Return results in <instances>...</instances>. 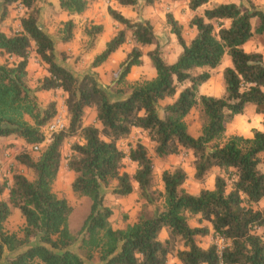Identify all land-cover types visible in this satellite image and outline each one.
<instances>
[{
	"label": "trees",
	"instance_id": "trees-1",
	"mask_svg": "<svg viewBox=\"0 0 264 264\" xmlns=\"http://www.w3.org/2000/svg\"><path fill=\"white\" fill-rule=\"evenodd\" d=\"M155 1L143 0L145 5ZM246 1L247 7L223 2L192 15L187 25L195 32L188 41L180 24L167 12L165 22L180 47L168 63L161 57L160 44L147 20L132 21L107 5L108 16L120 28L93 55L90 67L101 65L125 42L127 33L134 43L118 63L115 78L117 84H126L129 92L122 99L109 100L91 72L75 75L55 60L54 41L37 22L36 0H1L0 21L8 16L9 8L19 6L21 13L16 16L17 30H0V137L20 138L26 145L43 141L41 128L55 114V103L40 108L38 91L64 92L67 115L66 127L50 134L36 158L26 149L14 156L31 171L30 179L13 172L9 183L0 181V197L6 191L5 198H0L2 264H166L172 252L175 264H264V207H256L264 200V172L258 169L264 131L252 129L250 136L232 134L222 140L225 124L246 105L264 114V61L259 52L242 49L253 33L264 35V5L257 9ZM114 2L126 7L138 0ZM207 2L187 0V7L195 10ZM88 3L57 0L58 8L67 15L81 14ZM252 18L256 19L253 30ZM73 26L71 19L65 20L57 40L69 41ZM101 31L100 24L83 28L89 47ZM147 45H152L145 56L153 76L126 83L130 68L141 63L140 47ZM30 50L47 73L32 88L26 69ZM223 54L229 57V65L221 70L222 94L198 93ZM165 98L171 101L162 106L158 116L156 104ZM195 107L202 120L198 133L192 135L184 117ZM85 108L94 110L98 125L81 124ZM132 128L145 131L158 158L176 154L180 148L188 150L193 178L199 182L215 169L212 187L187 192L183 187L185 172L174 167L160 172L162 190L152 189L153 163L145 146L136 141L124 151L116 144ZM69 137L77 138L69 145L65 160V167L73 173L70 190L89 202L76 232L68 228L70 205L52 190L61 146ZM124 158L135 164L131 175L120 171ZM112 180V193L129 194L134 181L145 201L161 197L160 209L155 208L149 216L139 213L135 221L113 228L109 222L112 211L102 195V187ZM13 208L23 219L19 236L3 226ZM193 218L196 224L191 226L188 221ZM163 229L166 237L160 240ZM205 235L222 238V248L218 250L214 242L200 247L196 237Z\"/></svg>",
	"mask_w": 264,
	"mask_h": 264
},
{
	"label": "rangeland",
	"instance_id": "rangeland-1",
	"mask_svg": "<svg viewBox=\"0 0 264 264\" xmlns=\"http://www.w3.org/2000/svg\"><path fill=\"white\" fill-rule=\"evenodd\" d=\"M57 1V0H56ZM87 8L81 14L67 15L64 11L60 10L58 6H55V0H36V4L39 7L38 24L40 27L46 29V33L54 41V58L57 62L63 63L70 71L75 75H80L83 72H91L97 84L103 88L109 100L124 98L129 90L126 84L115 82L117 74L118 63L124 58L125 54L134 45L127 33L125 42L117 48L116 51L110 54V56L99 66L90 67V62L93 55L99 52L104 41L114 35L120 28L107 14L106 6H114V0H88ZM254 7L257 9L262 8L264 0H250ZM223 2H233L235 4L247 7L246 0H208L207 3L198 7L195 10H190L187 7V0H156L152 4L145 5L143 0H138L134 6L122 7L120 13L132 21L147 20L151 26L155 38L160 44V54L165 62H171L175 59L180 51V47L177 44L174 35L169 31V27L165 22V14L170 12L174 19L181 26V33L185 41H188L194 34V28L187 25L188 20L192 15H200L204 8H210L215 4ZM1 10V0H0ZM21 13L19 6L9 8L8 16L0 21V30L8 33L18 29V22L16 16ZM71 16V18H68ZM71 19L74 23L72 29V38L67 42H61L57 40L59 31L62 27V23ZM251 29L256 23V19L250 20ZM92 24H100L102 31L97 36L92 47L87 44V38L84 36L82 30L84 27H88ZM67 44V46H66ZM152 45L141 46V63L138 66H132L125 76L126 83L130 84L137 80L148 79L153 76L154 71L149 64L148 59L145 56V52L151 49ZM244 51H256L261 54L264 61V35L253 33L251 37L242 45ZM229 57L223 54L220 60V64L209 70V79L198 87V93L219 96L223 91V84L221 79V70L224 66L229 65ZM27 81L30 87H34L35 84L46 75L45 65L38 59L33 50H30L29 58L27 62ZM181 86L177 88L179 90ZM37 101L39 107L46 106L48 102L54 101L55 113L63 115L67 122V115L64 106L65 93L60 89L38 91L36 92ZM170 98H165L157 102V113L161 116L162 106L170 102ZM94 110L92 108H85L81 124H93L98 125L94 117ZM201 116L198 108H192L189 113L184 117L187 129L192 135H196L199 131L201 124ZM264 122V114L256 113L252 105H246L243 112L239 115H235L229 122L225 124V131L223 141L232 134H239L242 136H250L252 129L263 130L262 123ZM12 137L8 138V142L0 143V181H10L11 173L19 172L25 175L27 178H31L32 174L27 169L14 159V156L21 150L26 149L32 157L36 158L38 152H31L28 149V145L11 141ZM76 137L65 138L61 146V159L57 176L52 184V190L58 197H63L71 207V213L68 217V228L71 232H76L79 228L82 219L87 213L88 200L83 196H78L71 192L70 181L72 180L73 173L65 167V160L70 150L69 145L76 141ZM221 140V141H222ZM136 141L143 144L147 150L153 163V186L152 189L161 191L162 185L160 182V172L163 169H172L174 167H180L186 174V179L183 183L184 189L189 193H196L201 188H211L213 182V176L216 173L215 169L208 171L201 182L193 178V169L191 165V155L188 150L180 148L176 154L168 155L162 158H158L152 151V142L148 139L145 131L138 128H132L130 133L117 140V146L126 150L128 144H133ZM46 143V142H45ZM44 143V144H45ZM44 144H42L44 146ZM41 146V147H43ZM135 164L124 158L120 171L126 172L129 175L133 173ZM258 169L264 172V151L259 154ZM132 183V191L124 196L116 195L111 192V189L115 185V181L112 180L106 187H102L103 203L110 207L112 214L109 218L110 225L113 228L121 227L127 222H133L136 220L137 215L142 213L144 216H149L153 213L154 209H160L162 199L160 196L156 200L152 199L151 202L145 201L140 197L137 190V185L134 181ZM6 191L0 198H5ZM257 208L264 207V200H260L256 204ZM188 223L192 226L195 225V219H189ZM23 225V219L20 216L17 209L13 208L10 215L4 221V229L8 232H14L18 236L21 234V227ZM264 234V233H263ZM162 240L166 237V232L161 231L158 235ZM264 239V235H263ZM197 244L206 248L210 243H219L216 238L205 235L196 237ZM176 246L181 247L180 243ZM7 256V254H5ZM1 264L4 263V259L1 260ZM85 264H97L96 262L84 261ZM177 260L174 252L168 255L166 264H175Z\"/></svg>",
	"mask_w": 264,
	"mask_h": 264
},
{
	"label": "built area",
	"instance_id": "built-area-1",
	"mask_svg": "<svg viewBox=\"0 0 264 264\" xmlns=\"http://www.w3.org/2000/svg\"><path fill=\"white\" fill-rule=\"evenodd\" d=\"M66 125H67V122H66L65 118L63 117V115H61L59 113H55L53 115V117L41 128L42 134L44 137L43 141L40 143L28 145V149L31 152H38L40 150L41 146H43L42 144H44L47 141L50 134L57 132L59 130H63L66 127ZM216 239L219 242L216 245L217 249L219 250L222 248L224 241L222 238H216Z\"/></svg>",
	"mask_w": 264,
	"mask_h": 264
},
{
	"label": "crops",
	"instance_id": "crops-1",
	"mask_svg": "<svg viewBox=\"0 0 264 264\" xmlns=\"http://www.w3.org/2000/svg\"><path fill=\"white\" fill-rule=\"evenodd\" d=\"M262 4H264V3H262ZM55 6H57V1L55 0ZM114 8H116V9H118L119 11H121V9H122V7L123 6H119V5H116V4H114V6H113ZM263 7V6H262ZM76 15H78V14H76ZM72 16V15H71ZM71 16H69L68 18H71ZM44 32L46 31V29L45 28H41ZM61 43V42H60ZM66 46H67V44H66ZM229 63V62H228ZM60 64H63L62 62L60 63ZM10 137H12V136H7V137H0V143H5V142H8L9 140H7L8 138H10ZM11 141H14V142H17V143H20V144H23V140L22 139H20V138H14V137H12V139H10ZM26 169V168H25ZM28 170V169H27ZM28 172L29 173H31V171L30 170H28ZM212 187V186H211ZM117 228V227H116ZM163 231H164V229H163Z\"/></svg>",
	"mask_w": 264,
	"mask_h": 264
}]
</instances>
